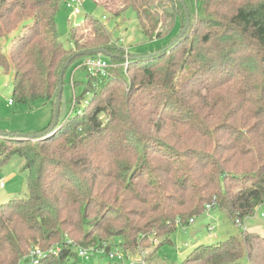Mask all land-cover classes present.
<instances>
[{
  "label": "trees",
  "instance_id": "1",
  "mask_svg": "<svg viewBox=\"0 0 264 264\" xmlns=\"http://www.w3.org/2000/svg\"><path fill=\"white\" fill-rule=\"evenodd\" d=\"M92 1L114 15L132 9L150 39L174 26L179 33L124 72L125 48L98 18L85 13L64 47L55 16L65 0H0V39L21 27L8 56L0 43L12 105L54 107L60 71L77 52L104 49L116 66L104 78L88 75L87 106L47 132L53 108L34 133L43 137L0 135V166L20 157L28 186L0 205V264L27 261L35 247H60L48 257L62 264L78 257L68 238L124 252L158 238L155 254L212 200L234 224L264 203V0ZM180 264H264V235L238 229L196 245Z\"/></svg>",
  "mask_w": 264,
  "mask_h": 264
},
{
  "label": "rangeland",
  "instance_id": "2",
  "mask_svg": "<svg viewBox=\"0 0 264 264\" xmlns=\"http://www.w3.org/2000/svg\"><path fill=\"white\" fill-rule=\"evenodd\" d=\"M80 10L79 14H73L63 3L60 5L59 11L55 16V22L58 38L63 46H70L68 35L69 27L80 24L85 13L90 14L98 18L105 25L113 41L118 42L119 39L121 40L118 42L119 46L125 48L128 53L127 58H125V54H123L124 60L120 64L123 68L122 71L130 66V56L147 55L156 50H162L167 47L179 33L178 27H173L158 38L154 37L150 39L144 36L140 31L136 13L132 9H125L122 13L114 15L102 5L92 0H82ZM82 25L83 23L81 26ZM18 26V28L16 27L15 30H12L8 35L0 39L2 52L6 56L9 55L10 43L13 37L18 35L21 30L20 24H18ZM100 55L108 62L111 60L110 57L105 54ZM83 59L82 56L74 58L64 71L58 113V121L60 122L69 115L80 113L87 106L91 90L93 91L94 85L88 87V91L90 92L84 93L88 73L81 67ZM108 64L111 68L115 69L116 66L113 65V63ZM117 68L121 69L120 66ZM130 68H132V66ZM114 69L110 70V74L114 72ZM124 74L125 77L129 79L132 73L128 71ZM12 88V74L4 73L0 68V132L34 134L36 131L46 127L52 119L54 107L51 103L35 101L29 106L18 103L9 106L6 100L10 98ZM125 91L126 89L124 88V92ZM22 167L23 160L15 155L0 166V182L3 184L2 187H0V205L15 196L23 197L27 194L26 171L23 170ZM263 216L264 203L257 208L253 215L254 218L250 217L249 220L245 222L237 220L236 224L228 218L226 213L218 208H213L206 212L204 211L192 219L191 223L187 226L184 227L178 224L169 236L171 242L164 243L157 247L155 254L151 253V251L157 246L159 242L158 238L153 240V244L148 248L125 250L129 258L125 260L123 264H180L198 244H210L222 241L227 238L229 234L237 232L238 229L256 232L252 230L251 224L259 230V233L264 235ZM68 240L74 241L73 238H68ZM162 240L163 239L160 241ZM111 245L107 248L112 250L114 247H117V245ZM118 248L121 249V245L120 247L118 246ZM48 258L51 261L40 264H57L55 257L51 256ZM141 260L144 261V263H142ZM19 264H31V260L21 261ZM62 264L122 263L118 257L115 256V258H110L106 253H103L101 249H95L87 257L78 256L77 258H68L62 261Z\"/></svg>",
  "mask_w": 264,
  "mask_h": 264
},
{
  "label": "built area",
  "instance_id": "3",
  "mask_svg": "<svg viewBox=\"0 0 264 264\" xmlns=\"http://www.w3.org/2000/svg\"><path fill=\"white\" fill-rule=\"evenodd\" d=\"M64 5L66 8L72 11L73 14H79L80 13V8L82 6V0H65ZM119 41H121L119 39ZM125 53V58L128 57V53L126 49H124ZM81 67H83L88 75L90 77H96V78H104L108 76L107 69L109 67L108 62L101 57L100 54H94L85 57L83 59V62L81 63ZM7 104L10 106L12 105V99L8 98L6 100ZM2 182H0V187H2ZM215 206V201L213 200L212 202L208 203L205 205V212L210 211L213 209ZM264 218V216H263ZM192 219H190L191 222ZM67 244H71L73 247L76 248L77 256L79 257H87L92 251L95 249H101L103 253H106L110 258H115L118 257L121 260V263L123 264L125 260L129 258V255L124 252L123 250L119 248H114L110 249L109 251H106L104 247L100 248H95L93 246H88V247H81L77 244H75L72 241L67 240ZM60 247H56L53 250H42L38 247H35L33 250H31L28 254L29 260H31V264H40L41 260L48 256V254H57L60 251ZM142 263L144 261L141 260Z\"/></svg>",
  "mask_w": 264,
  "mask_h": 264
},
{
  "label": "water",
  "instance_id": "4",
  "mask_svg": "<svg viewBox=\"0 0 264 264\" xmlns=\"http://www.w3.org/2000/svg\"><path fill=\"white\" fill-rule=\"evenodd\" d=\"M184 12L186 14V22H185V27L188 25L189 23V18H188V13L187 11L184 9ZM176 38L165 48L162 49L165 50L167 49L168 47H170L174 42H175ZM105 53V50L104 49H95V50H92V51H87V52H77L76 55L78 56H82V55H91V54H104ZM153 55V53L151 54H147V55H133V56H130L129 57V60H138V59H143V58H146V57H149ZM73 56H71L70 58H68L65 62V64L63 65L61 71H60V78H59V83H58V86H57V91H56V96H55V100H54V117H53V121L50 125V127L47 129V132H50L53 130V128L56 126L57 124V121H58V113H59V104H60V95H61V91H62V74H63V71L64 69L68 66L69 62L71 61ZM46 132H41V133H37V134H34L35 137L37 138H41L45 135ZM0 135L1 136H5L6 133L4 132H0ZM22 135V134H20ZM24 135V134H23ZM33 134H30L29 137H32Z\"/></svg>",
  "mask_w": 264,
  "mask_h": 264
},
{
  "label": "crops",
  "instance_id": "5",
  "mask_svg": "<svg viewBox=\"0 0 264 264\" xmlns=\"http://www.w3.org/2000/svg\"><path fill=\"white\" fill-rule=\"evenodd\" d=\"M175 27V26H174ZM257 208H259V207H257ZM257 208H256V210H257ZM251 218H254L253 216L251 217ZM249 220V218H247L246 220H243V222H245V221H248ZM254 220H256V219H254ZM193 223V222H192ZM254 224H258V223H254ZM251 227L253 228L252 230H254V231H256V232H258L259 233V230L258 229H256L255 227H253V225L251 224ZM258 230V231H257ZM238 231V230H237ZM236 233V232H235ZM261 234V233H260Z\"/></svg>",
  "mask_w": 264,
  "mask_h": 264
}]
</instances>
